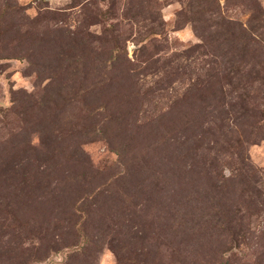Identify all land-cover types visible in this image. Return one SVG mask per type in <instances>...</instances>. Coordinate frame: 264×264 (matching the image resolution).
<instances>
[{"label": "rangeland", "instance_id": "1", "mask_svg": "<svg viewBox=\"0 0 264 264\" xmlns=\"http://www.w3.org/2000/svg\"><path fill=\"white\" fill-rule=\"evenodd\" d=\"M0 264H264V0H0Z\"/></svg>", "mask_w": 264, "mask_h": 264}]
</instances>
